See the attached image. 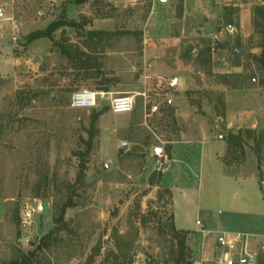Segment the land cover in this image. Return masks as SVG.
Returning a JSON list of instances; mask_svg holds the SVG:
<instances>
[{"label":"rangeland","instance_id":"374dc122","mask_svg":"<svg viewBox=\"0 0 264 264\" xmlns=\"http://www.w3.org/2000/svg\"><path fill=\"white\" fill-rule=\"evenodd\" d=\"M261 7L0 0V264H173L182 240V264H217V233L241 234L250 249L263 244ZM51 23L63 26L28 42ZM173 77L180 84L167 106L159 93ZM80 91L104 96L94 110H74ZM122 96L134 98L133 111L113 114L107 105ZM207 140L226 148L218 165L201 163L200 146L173 162L178 141ZM157 146L165 173L156 171ZM172 196L183 228L199 220L212 235L175 239Z\"/></svg>","mask_w":264,"mask_h":264},{"label":"built area","instance_id":"2783aa9c","mask_svg":"<svg viewBox=\"0 0 264 264\" xmlns=\"http://www.w3.org/2000/svg\"><path fill=\"white\" fill-rule=\"evenodd\" d=\"M2 9H0V21ZM179 80L176 77L168 79L164 88L161 89L159 97L167 106H171L173 99L172 93L177 91L179 87ZM144 96V94H139ZM98 96L104 94L94 93L90 91H80L72 94L70 99V108L74 110H94L97 108ZM109 111L113 114H130L134 107V98L131 96H122L111 98L108 105ZM222 139V136H218ZM152 156L155 158L156 171L158 173H165L167 170L164 153L161 146L152 149ZM33 210L26 209L20 217L21 226L26 227L31 223ZM198 228L197 232L202 238H207L211 234L204 228V226L196 221ZM215 244L218 252L217 264H255L258 255H264V243L260 244L257 249H250L248 240L241 235H230L227 233L217 234L215 236Z\"/></svg>","mask_w":264,"mask_h":264},{"label":"trees","instance_id":"16d2710c","mask_svg":"<svg viewBox=\"0 0 264 264\" xmlns=\"http://www.w3.org/2000/svg\"><path fill=\"white\" fill-rule=\"evenodd\" d=\"M88 0H75V3H78V4H82V3H85L87 2ZM258 14H259V19H261L263 22H264V7H261L259 10H258ZM74 23H68V26H73ZM63 26L62 23H51L48 25L47 29L45 31H39V32H36L34 34H32L31 36L28 37V42H32L34 40H37L39 38H50V35L52 32H54L55 30H57L59 27ZM264 35V34H263ZM261 48V55L260 57L258 58H255L256 61L263 65L264 67V38H263V42L260 46ZM245 59V58H244ZM247 59V58H246ZM236 77H240L239 75H235ZM100 114H94L92 116V120H91V123H90V126L93 128L96 121H97V118L99 117ZM77 155L80 156V158L83 160L84 158V154H81V153H77ZM73 206V202L71 200L67 201L66 203H64L60 209V213H59V216L56 220V224L58 226V229L57 230H64L66 228V224L65 222L63 221V217H64V214H65V211L68 209V208H71ZM172 229H173V232H174V238L175 239H179L181 238H184V236L187 234V232H182V231H177L173 224H172ZM182 244H183V240L179 242L178 244V247H180V249L178 248L177 250V254H175L173 256V258L171 259L172 263L173 264H182L184 262V256H183V247H182ZM118 249H120L118 247ZM121 251V249H120ZM24 259V257L22 258ZM27 263L24 262L23 260L21 262L18 261H13V262H10L9 264H25Z\"/></svg>","mask_w":264,"mask_h":264},{"label":"crops","instance_id":"0c3cea01","mask_svg":"<svg viewBox=\"0 0 264 264\" xmlns=\"http://www.w3.org/2000/svg\"><path fill=\"white\" fill-rule=\"evenodd\" d=\"M176 145H177V147L181 148L180 150H182V154L181 153H175V157H174L173 162H180L181 159H183V161H186L188 159V157L192 155L193 149L196 150L197 146L201 147L199 159H200L202 164H205V162L208 161L210 163L214 162V163H216V165H218V163H217L218 160H220L224 156V154L226 153V148L224 145H222V142H220V141H213V140L178 141L176 143ZM191 146H192V148H191ZM185 150H186L185 153H187L186 155L184 154ZM170 167H171V165L169 166V169H170ZM171 191H172V195H173L174 189L172 188ZM179 220H180V218L177 217V214L175 212V206H174L173 196H172V221H173L174 228L177 231H184V232L197 231L198 230L197 226L195 229L183 228L182 227L183 222L179 221ZM196 221H199V220H196ZM195 225H196V222H195ZM208 232L212 235V233L210 231H208ZM222 233L229 234L228 232H222ZM217 234H221V233H217ZM217 234H215V235H217ZM230 235H232V234H230ZM237 235H241V234H237Z\"/></svg>","mask_w":264,"mask_h":264},{"label":"water","instance_id":"95a60500","mask_svg":"<svg viewBox=\"0 0 264 264\" xmlns=\"http://www.w3.org/2000/svg\"><path fill=\"white\" fill-rule=\"evenodd\" d=\"M159 1H161V2H165L166 0H159ZM237 53H238L239 55H243L244 57H246V54H245V53H242V52H240V51H237Z\"/></svg>","mask_w":264,"mask_h":264}]
</instances>
